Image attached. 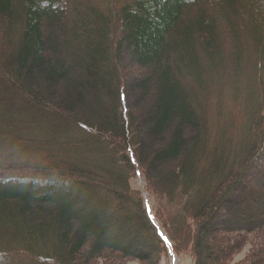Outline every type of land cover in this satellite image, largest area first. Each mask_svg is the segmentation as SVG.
I'll list each match as a JSON object with an SVG mask.
<instances>
[{
  "label": "trees",
  "instance_id": "1",
  "mask_svg": "<svg viewBox=\"0 0 264 264\" xmlns=\"http://www.w3.org/2000/svg\"><path fill=\"white\" fill-rule=\"evenodd\" d=\"M0 32V264H264V0H0Z\"/></svg>",
  "mask_w": 264,
  "mask_h": 264
},
{
  "label": "rangeland",
  "instance_id": "2",
  "mask_svg": "<svg viewBox=\"0 0 264 264\" xmlns=\"http://www.w3.org/2000/svg\"><path fill=\"white\" fill-rule=\"evenodd\" d=\"M1 39H2V34L0 32V43H1ZM202 115L204 118L206 131L210 134L211 137L213 136V139H214V135L216 134L220 135L223 133V135H225L224 139H230L231 142L233 140L231 137H233L236 132L237 134L239 133V131H237V126L239 123L240 115L237 109L235 107H232V105L227 102H222V101H220V103L214 102L210 106H206V108L202 110ZM135 183L137 186L140 187L142 194L146 198L148 192L143 188L144 181L139 175L136 177ZM242 253L243 251L239 254H236L235 258L241 257ZM168 263L190 264V260L184 255L178 257L171 250H169ZM162 264H165L164 260H162Z\"/></svg>",
  "mask_w": 264,
  "mask_h": 264
},
{
  "label": "snow or ice",
  "instance_id": "3",
  "mask_svg": "<svg viewBox=\"0 0 264 264\" xmlns=\"http://www.w3.org/2000/svg\"><path fill=\"white\" fill-rule=\"evenodd\" d=\"M165 240H166V238H165Z\"/></svg>",
  "mask_w": 264,
  "mask_h": 264
}]
</instances>
